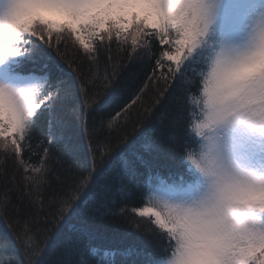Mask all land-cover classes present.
<instances>
[{"label":"snow or ice","instance_id":"snow-or-ice-1","mask_svg":"<svg viewBox=\"0 0 264 264\" xmlns=\"http://www.w3.org/2000/svg\"><path fill=\"white\" fill-rule=\"evenodd\" d=\"M0 152V264H264V0H0Z\"/></svg>","mask_w":264,"mask_h":264},{"label":"trees","instance_id":"trees-1","mask_svg":"<svg viewBox=\"0 0 264 264\" xmlns=\"http://www.w3.org/2000/svg\"><path fill=\"white\" fill-rule=\"evenodd\" d=\"M63 42L68 44V47L66 49H63L65 51V54L67 58L70 61H75L74 67H80L82 69V73L80 75V80L77 81V85L80 83L86 81L89 79V77L86 75L89 70V61L85 58L86 54L80 51L77 47L73 46L71 43L70 38L65 35L63 38ZM108 45V40L105 37L104 40V47L107 48ZM123 48H130V42L129 45H123V46H118V43L115 40V37H113L112 41V49L111 52H104L102 54V59H101V69L103 68V65L107 62L109 64V71H111V65L113 64H119L122 66V75L124 77V85H125V90L123 92V99L119 102V104H123L125 101H128L134 92H136L142 85L148 84L149 87L145 89L144 93V106H147L151 102L152 96L156 92V88L153 85L152 81L148 79L149 76L152 75L153 73V65H147V64H140V63H129L127 56L125 55L124 51L122 50ZM109 56H111V61H109ZM101 76L103 75V72L101 71L99 73ZM69 75L75 76L76 73H72L69 71ZM155 75L159 76L160 73L157 71ZM140 107V102H138L137 105H134L133 108L130 110L135 114L136 110ZM115 110H118L117 106L114 105L112 109H109L115 114ZM138 118L133 115V121L129 123L128 127L126 129H123L117 133L118 136H123L125 132L128 134L132 133L133 130V124L137 122ZM122 122V121H121ZM63 138L64 142L59 145L61 150L63 151L65 148L69 150V154H71V149L75 146L78 151L80 152H86L87 151V141L83 142V146H80V141L78 137L73 133L71 129L65 131L63 133ZM25 159V164L31 168L33 166L32 163H30L26 157H23ZM83 157H81L82 159ZM33 161H35V157L32 158ZM3 162V153L0 152V164ZM36 166H39L36 164ZM2 171V170H0ZM12 168H9V175H11ZM24 175L23 168H21L20 172L18 173L17 176V182L19 186L21 187V190H24V185L21 177ZM3 182V177L0 175V185H2ZM47 188L46 185L41 186L39 189L35 188V185H32L30 187V191L33 196L38 195L40 192H44L45 195H47V192L45 191ZM131 204L139 205L140 201L138 199H133L130 201ZM131 215V213H129ZM136 219H140L139 217H135ZM113 225H108V228L111 229L113 228ZM3 225H0V232H3ZM132 229L128 228L127 226H121L119 228L120 232H127L131 231Z\"/></svg>","mask_w":264,"mask_h":264}]
</instances>
